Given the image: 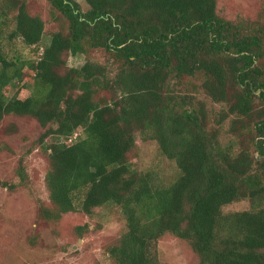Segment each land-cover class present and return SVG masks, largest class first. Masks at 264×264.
<instances>
[{
	"label": "trees",
	"instance_id": "trees-1",
	"mask_svg": "<svg viewBox=\"0 0 264 264\" xmlns=\"http://www.w3.org/2000/svg\"><path fill=\"white\" fill-rule=\"evenodd\" d=\"M27 1L0 0V36L12 20L8 41L38 55L11 56L0 41V123L43 130L44 218L118 207L126 229L107 248L114 264H162L165 235L187 244L194 264H264V23L227 20L217 0H83L85 11L47 0V33ZM97 49L103 65L67 66ZM198 75L204 99L182 88ZM137 141L155 142L177 175L165 183L134 169ZM23 158L17 180L0 186H23ZM239 203L248 207L223 211Z\"/></svg>",
	"mask_w": 264,
	"mask_h": 264
},
{
	"label": "rangeland",
	"instance_id": "rangeland-1",
	"mask_svg": "<svg viewBox=\"0 0 264 264\" xmlns=\"http://www.w3.org/2000/svg\"><path fill=\"white\" fill-rule=\"evenodd\" d=\"M78 2L85 11L84 1ZM27 8L32 16L38 15L44 21L47 33L55 29L49 18L52 9L47 0H28ZM217 11L230 21L264 23V0H217ZM2 24L6 25L1 30L0 41L6 50H10L11 56L17 52L25 59L38 57L20 41H8L12 20ZM107 58L104 49L91 50L86 54L69 56L67 66L79 68L86 61L103 65ZM201 83L200 75L186 78L182 88L204 99ZM15 90H10L11 96ZM206 103L208 109L219 110L220 106L212 105L208 100ZM10 125L16 127L15 133L6 131ZM42 132L32 119L7 117L0 123V181L14 183L17 180L16 168L22 157L27 175L23 186L14 192L0 186V264H114L107 248L126 229L118 207L106 205L96 208L91 216L71 212L57 221L42 215L44 207H51L45 185L47 161L36 143ZM130 163L137 171L156 172L165 183L177 175L175 163L161 156L157 144L152 141H137ZM247 207L246 203H239L227 206L223 211ZM158 255L162 264H194L195 260L189 246L171 235H165L158 241Z\"/></svg>",
	"mask_w": 264,
	"mask_h": 264
}]
</instances>
